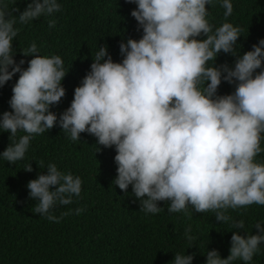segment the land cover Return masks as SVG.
<instances>
[{
    "label": "clouds",
    "instance_id": "1",
    "mask_svg": "<svg viewBox=\"0 0 264 264\" xmlns=\"http://www.w3.org/2000/svg\"><path fill=\"white\" fill-rule=\"evenodd\" d=\"M219 2L229 17L232 0ZM134 3L130 14L142 29L140 38L119 42L120 61L112 59L106 45L97 46L87 62L90 70L57 115L50 106L65 95L61 81L68 69L62 57L41 55L33 41L22 51L32 56L21 67L25 61L14 59L13 40L18 24L50 16L62 5L59 0H28L14 15L16 9L0 0V86L19 73L8 100L11 110L0 113V131L11 137L25 133L0 152V159L22 160L33 135L57 123L73 141L81 132L92 134L98 145L114 146V184L125 193L131 185L142 211L158 213V202L168 201L170 213L189 206L196 212L211 210L216 221L232 225L229 254L221 257L216 248H207L204 264L238 259L247 264L264 243V220L254 224L255 233L242 234L244 220L234 219L228 209L264 205V161L256 159L264 152V38L237 55L242 29L227 19L211 24L206 5L213 0ZM48 23L52 27L55 20ZM221 51L236 57L232 65L214 63ZM222 81L234 84V90L218 94ZM23 168L32 171L29 162ZM26 187L36 201L32 212L59 222L73 210L60 216L53 210L80 196L82 179L50 162ZM82 211L74 209L77 215ZM185 236L195 239L191 225ZM170 261L192 264L193 254L177 252Z\"/></svg>",
    "mask_w": 264,
    "mask_h": 264
},
{
    "label": "trees",
    "instance_id": "2",
    "mask_svg": "<svg viewBox=\"0 0 264 264\" xmlns=\"http://www.w3.org/2000/svg\"><path fill=\"white\" fill-rule=\"evenodd\" d=\"M14 15L22 11L28 0H6ZM60 11L42 15L33 21L17 25L20 31L13 40L14 59L21 58L27 67L32 54L22 51L35 41L41 55L58 54L67 70L61 83L65 95L50 106L57 115L64 111L73 98L74 87L90 70L87 63L93 59L99 45L107 46L114 61H120L119 42L131 37L139 39L142 29L130 12L136 7L134 0H59ZM233 12L225 18L219 0L208 7L207 19L219 26L225 19L241 27L237 38V55L251 48L264 38V0H232ZM55 25L49 27V20ZM198 38H204L203 34ZM236 57L219 52L215 64L234 63ZM259 71V69H257ZM19 73L0 86V113L11 110L8 100L12 85ZM235 85L222 81L218 94H227ZM16 137L0 131V152L23 135ZM96 137L81 132L79 140L73 141L57 123L47 131L34 134L22 160L14 164L0 159V264H171L177 252L193 254L192 264H204V253L216 248L221 257L229 254L232 228L230 223L215 220L213 211H186L170 213L169 202L159 201L158 213H146L132 194L114 184L116 164L115 148L98 145ZM264 147V141L261 142ZM98 150H97V149ZM257 160L264 161V152ZM30 163L32 171L23 167ZM56 163L61 171L79 175L82 191L69 205H57L54 214L73 211L59 222L32 212L36 204L28 196L29 179L38 172L46 171L48 163ZM54 187V186H53ZM84 211L76 214L74 209ZM234 219H243L245 228L241 233H255L254 224L264 220V205L253 203L237 209H228ZM191 225L193 241H188L185 228ZM233 264H245L241 260ZM247 264H264V243Z\"/></svg>",
    "mask_w": 264,
    "mask_h": 264
}]
</instances>
